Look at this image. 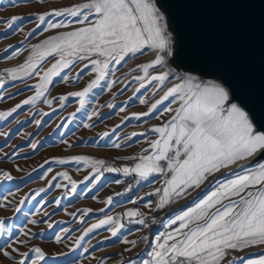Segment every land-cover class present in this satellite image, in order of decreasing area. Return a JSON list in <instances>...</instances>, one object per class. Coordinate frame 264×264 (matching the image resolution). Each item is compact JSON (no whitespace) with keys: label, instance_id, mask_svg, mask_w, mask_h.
Instances as JSON below:
<instances>
[{"label":"snow or ice","instance_id":"snow-or-ice-1","mask_svg":"<svg viewBox=\"0 0 264 264\" xmlns=\"http://www.w3.org/2000/svg\"><path fill=\"white\" fill-rule=\"evenodd\" d=\"M28 5L35 6V10L0 19V25H6L4 38L22 35L18 45L10 44L0 54V59L17 61L0 70V102L5 100L9 85L17 88V92L9 93V99L23 95L25 90L33 94L9 110L0 111V120L29 106L30 111L36 109L29 121L39 128L46 121L36 117L50 115L37 108L39 104L57 112L54 103L66 110L74 99L78 107L56 128L67 129L77 114L83 113L82 127L92 130L98 127L97 122H103V109L117 108L111 102L90 108L95 103L93 96L106 90L115 100L135 83L139 85L137 93L151 85L152 98L159 99L146 111L124 115L110 131L98 133L97 139L110 138L130 120L151 117L158 123L144 132L117 136L112 144L117 149L135 136L145 137L147 142L139 153L125 157L127 163L123 166L90 155L53 157L41 165H49L46 173L53 172V164L75 165V171L84 170L83 178L75 180L67 170L56 171L50 178L41 174L39 178L46 179L47 187L32 190L19 199L9 189L0 197V209L14 214L0 216V264H82L96 250V245L91 249L88 245L101 229L109 235L99 244L113 241L112 247L124 246L117 254L121 256L117 264H264V129L258 126L246 100L248 85L239 78L230 82L215 73L179 71L173 67L170 60L174 55L179 59L184 50L182 45L175 47L171 14L163 0H73L67 4L60 0H0V12ZM149 54L151 57L145 62L118 74L129 61ZM56 78L74 86L87 79L78 90L56 96L51 91ZM133 99L135 96L129 97V101ZM139 103L147 104L148 99L141 98ZM127 104L125 101L118 112L125 113ZM9 135L0 131L6 141ZM59 143L66 144L67 151L79 147L82 141ZM26 146L35 152L41 143L33 142L30 134ZM24 147L18 145L9 153L0 146V162L16 164L14 157ZM14 171L21 173L24 169L17 165ZM106 172L131 177L136 186L159 184L129 201H143L142 207L148 211L134 207L113 216L102 207L104 216L80 235L70 227H59L64 221H54L55 211L49 213L47 209L53 204L59 208L62 200L70 196L83 195V191L78 192L80 185L91 192ZM15 180L13 170L0 168V183ZM54 188L62 190L60 198L48 200L42 196ZM130 191L131 185L124 193L115 192L98 202L111 207L115 197ZM189 197V204L182 205L181 201ZM31 201L38 206L25 211ZM178 204L180 208L171 215H157ZM91 213V208H85L67 215L83 224L81 217ZM21 215L24 223L17 227L14 221ZM132 224L139 226L136 231L142 233L137 239L125 235L127 226ZM42 226L52 232L48 243L66 250L53 253L38 246L36 239L43 233L33 229ZM141 244L144 250L137 253V258L129 255L123 259L124 253L131 254ZM142 254L146 258L140 259ZM114 258L105 256L96 264H108Z\"/></svg>","mask_w":264,"mask_h":264},{"label":"rangeland","instance_id":"rangeland-1","mask_svg":"<svg viewBox=\"0 0 264 264\" xmlns=\"http://www.w3.org/2000/svg\"><path fill=\"white\" fill-rule=\"evenodd\" d=\"M60 2L67 4L73 2V0H60ZM32 10H35V6L33 5L21 6L17 9L9 8L7 11L0 12V19H6L13 14L27 13L28 11ZM5 30L6 25H0V54L3 53L4 48L8 47V45H18V41L22 38L21 34L9 35L7 38H4L2 34L5 32ZM38 39L33 40L32 42L36 43L38 42ZM150 57V55L141 56L137 60L129 61V63L123 69H121V73L118 74L128 72L137 63L145 62ZM16 62V60L8 61L6 59H0V70L5 67L14 66ZM86 79L87 78H85V81ZM85 81H82L80 85L74 86L71 83H62L60 82L59 78H56L54 86L51 89L52 94L58 96L61 94H66L70 91L78 90L79 87L83 86ZM35 82L36 81H32V83ZM125 83H127V81H125ZM138 86L139 85L133 83L132 86L129 87L123 95H118L115 100H113L111 93L106 90L100 95L93 96V100L95 101V103L90 104V108L98 107L99 104H103L105 102L114 103L115 105H117V108L103 109L101 111V115L104 117L103 122H97L98 127L92 130L84 129L82 127V123L84 122L83 113H78L76 120L67 129L56 128V125L59 124L61 120L67 117L70 113L74 112L78 107V104H76L74 99L70 100V106H67L66 110L60 109L59 105L54 103L53 107L58 109L57 112H52L51 109L47 107V105H44L42 103L39 104L37 108L50 113V115L47 117H36V119L46 121V123L42 124L39 128L34 123H31L29 121V117H31L32 113L36 111V109H32L30 111L29 106H25L22 111L14 113L13 116L9 117L7 120H0V131H3L6 134H11L8 136L7 141L5 140L4 136H0V146H4L3 150L11 153L13 151V148H15L16 146L25 145L24 151L21 152L18 156L14 157V159L16 160V164L11 163L10 161L7 163L0 162V168H3L5 170H13V175L16 177V180L14 182L0 183V197H2L9 189L15 193V198L19 199L32 190H39V188L41 187H47L46 179L39 178L41 174H45L47 178H50L51 175H53L56 171L67 170L69 171V175L72 176L73 179L81 180L83 178L84 170L81 169V171L79 172L75 171V165L61 167L53 164L51 165L53 172L46 173V169L49 167V165H45L44 168H41V165L44 164L45 160H51L53 157L90 155L95 158L105 159L109 164L123 166L124 163H127V161L124 160L125 157L136 155L144 147H147L145 137L142 136H135L131 141H125L120 149L112 147V144L116 141L117 136L123 138L125 136H131L134 132H144L152 124L158 123L151 117L144 118V120L148 121L147 123H145L144 120H130L127 124L122 125L121 129H117V133L112 134L110 138H106L105 140L97 139L98 133L110 131L112 127H114L117 123H120L124 115L127 114L128 116H131L133 113L146 111L150 104L155 102V99H159V96L152 98V92L150 91L151 85H149L147 88L141 89L140 92L137 93L135 89ZM20 87H23V85H20ZM120 87H123V85H120ZM8 89L9 91L5 93V100L3 102H0V111L9 110L24 98H26L28 95L33 94L32 92L25 90L23 95H16L14 99H9V93L17 92V88L11 87L9 85ZM114 90L118 92V89ZM97 92H99V90H97ZM133 96H135V99L129 101V97ZM141 98L148 99V103L141 105L139 103V99ZM125 101H128L126 112L119 113L118 108L122 106ZM162 107L163 106H161V108ZM22 121L25 123L22 124ZM30 134L33 138V142L41 143V147L35 152H33L26 146V142L28 141ZM60 140H67L70 143L82 141V143L79 147H76L74 149H67L66 151L65 149L67 145L60 144ZM93 140H96V143H93ZM17 165L23 168L24 171L21 173L15 172L14 169ZM29 173H31L30 176L28 175ZM121 175L122 174L106 172L104 178L102 179V182L97 185L91 192H87L84 188V185H80L78 192L83 191V195L70 196L69 198H65L62 200L59 208H57L56 205L53 204V207L48 208L47 211L49 213L55 211L56 214L53 216L54 221H64V223L60 224L59 227H70L75 231L76 235H80L83 229L90 227L93 223H97L98 220L104 216V213L100 212V209L102 207L107 210L109 215L115 216L117 214H120V212L115 208L116 197L114 198V203L111 207H109L108 205H102L98 201L107 199L109 195H114L113 192H109L108 190V181L112 178L116 180L120 179ZM121 181V186L125 188L128 184L125 183L127 182V180L121 179ZM61 182L67 183L66 181ZM61 195L62 190L55 188L50 189L46 194H42V196H45L48 200L60 198ZM9 199H12V197L10 196ZM39 199L40 197L37 198V200ZM33 206H38L36 205V201L27 203L25 206V211L32 209ZM85 208H91L92 213L88 216L81 217V219L84 221L83 224H81L79 220L73 221L72 217L67 215V213H78L79 210ZM13 215L14 214L12 212L0 209V216L10 217ZM36 218L39 219L40 217L37 216ZM14 223L17 227H19L24 223V217L22 215L19 216L14 221ZM130 227L131 226L128 225L125 232V235H127L128 239H130V234H128V232L131 231ZM33 231L43 233L36 239V244L38 246L44 247L49 252L53 253L56 251L66 250L62 247L48 243L49 238L52 236V232L48 231L46 226H42L41 228H34ZM57 231H59V228L57 229ZM94 235L95 239H92V242L88 245V247L91 249L92 245H96L97 248L94 251L93 255H89L88 259H84L82 261V264H96L97 260L109 255H112L115 258L108 261V264H117V262L121 259V256L117 254L122 252L124 246L116 244L115 247H112L111 245L113 241H109L105 244H99L98 241L104 240V237L109 235V233L103 229L99 230L98 233ZM135 239H137V237ZM143 248L144 247L140 245L131 254L124 253L123 259L127 260L129 258V255H131L132 258H137V253L142 252ZM139 258L143 259L144 255L142 254Z\"/></svg>","mask_w":264,"mask_h":264},{"label":"water","instance_id":"water-1","mask_svg":"<svg viewBox=\"0 0 264 264\" xmlns=\"http://www.w3.org/2000/svg\"><path fill=\"white\" fill-rule=\"evenodd\" d=\"M170 28L184 54L179 71L196 69L242 79L246 100L264 129V0H163ZM178 33V36L176 35Z\"/></svg>","mask_w":264,"mask_h":264},{"label":"crops","instance_id":"crops-1","mask_svg":"<svg viewBox=\"0 0 264 264\" xmlns=\"http://www.w3.org/2000/svg\"><path fill=\"white\" fill-rule=\"evenodd\" d=\"M121 179L122 180L123 179L127 180V182H125V183H128V184L127 185L125 184L126 185L125 188H127V187H129L131 185L132 186V191H130V192L124 194V195L116 197V200H115V208H116V210H118L120 213H122L123 211H125V210H127L129 208L139 207L141 211L147 212V209H144L142 207V204L144 203L143 201H141L138 204H132V203H129V201H130V199H135L137 197V195L144 196L145 193L152 191L155 187H158L159 184L152 183L150 185L142 184L140 186H136L135 181L131 177H124L123 175H121V178L117 179V180H121ZM156 179H160V178H156ZM114 181H116V179H113V178L108 181V185H109L108 186V190H109V192H113V193L121 192V193H124L125 188L121 186V183L120 184H116V183H114ZM204 190L205 189L202 188L200 190V192L203 193ZM146 199L155 200V197H147ZM190 201H191V197H189L188 200H186V201H181V204L184 205V206H187ZM179 208H180V204L173 205V206H171V207H169V208H167V209H165L163 211H160L159 213H157V215L159 217H165L166 213L168 215H171L174 210H177ZM130 226H131L130 227L131 232L134 233V234H130V239H135L136 237L138 238L140 235H142L141 232L136 231V229L139 226L134 225V224H132ZM153 227L157 228L158 230H163L162 228H159L158 225H154ZM141 246L144 247L143 244H141ZM142 250H144V248ZM144 258H146V257L144 256Z\"/></svg>","mask_w":264,"mask_h":264},{"label":"bare ground","instance_id":"bare-ground-1","mask_svg":"<svg viewBox=\"0 0 264 264\" xmlns=\"http://www.w3.org/2000/svg\"><path fill=\"white\" fill-rule=\"evenodd\" d=\"M151 56V54H149Z\"/></svg>","mask_w":264,"mask_h":264}]
</instances>
